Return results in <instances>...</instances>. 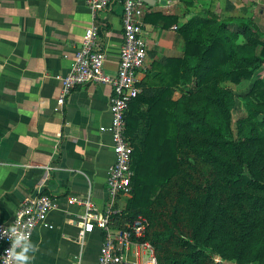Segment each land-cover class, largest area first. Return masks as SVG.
Returning a JSON list of instances; mask_svg holds the SVG:
<instances>
[{"label":"crops","instance_id":"obj_1","mask_svg":"<svg viewBox=\"0 0 264 264\" xmlns=\"http://www.w3.org/2000/svg\"><path fill=\"white\" fill-rule=\"evenodd\" d=\"M91 0H0V223H11L23 200L40 191L55 200L48 214L51 227L38 225L30 241L36 246L31 264H98L104 232L81 233L82 207L70 196L89 195L98 210L108 201L107 179L116 161L111 121L112 87L93 83L74 88L57 108L61 77L68 74L85 31L102 27L105 69L118 67L123 42L121 0L98 12ZM145 2V1H144ZM146 13L177 15L165 27L144 19L148 49L141 80L155 75L153 61L182 57L186 42L174 26L212 12L220 17L253 16L264 31V0H152ZM258 11V13H257ZM173 88L172 99L180 96ZM143 110L147 105L142 106ZM129 197L122 196L124 209Z\"/></svg>","mask_w":264,"mask_h":264},{"label":"trees","instance_id":"obj_2","mask_svg":"<svg viewBox=\"0 0 264 264\" xmlns=\"http://www.w3.org/2000/svg\"><path fill=\"white\" fill-rule=\"evenodd\" d=\"M151 18L165 27L179 19L145 14ZM177 29L186 42L184 55L153 61L158 72L140 81L126 114L133 192L115 224L147 217L146 239L159 264H208L216 255L264 264V132L241 141L226 137L232 95L221 86L252 80L264 65V31L253 16L212 12ZM174 87L181 94L175 100ZM249 94L264 103L263 78L252 80ZM261 113L253 108L251 115ZM194 160L213 168L211 180H194ZM187 183L194 190L185 195Z\"/></svg>","mask_w":264,"mask_h":264},{"label":"built area","instance_id":"obj_3","mask_svg":"<svg viewBox=\"0 0 264 264\" xmlns=\"http://www.w3.org/2000/svg\"><path fill=\"white\" fill-rule=\"evenodd\" d=\"M121 1L123 42L117 70L109 73L105 69L107 53L101 35L102 27L94 21L85 31L69 73L61 77L62 86L57 97V108L62 109L67 96L78 86L107 83L112 87L111 121L102 126V130L111 132L116 152V161L107 179L108 201L100 211L89 195L70 196L68 200L82 207V212L77 216L82 234L92 232L95 228L104 232L98 264H159L154 244L146 239L150 226L147 217L139 215L121 226H117L114 221L115 215L122 210L118 207L120 198L130 197L133 192L134 147L126 134V114L130 102L141 91L140 74L146 69L148 57L147 45L142 36L148 5L144 0ZM111 2L112 0H91L94 19ZM54 206L55 200L50 194L43 191L33 193L23 200L11 223H0V264H15L10 253L11 227L23 231L30 240L38 225L52 226L47 218Z\"/></svg>","mask_w":264,"mask_h":264},{"label":"rangeland","instance_id":"obj_4","mask_svg":"<svg viewBox=\"0 0 264 264\" xmlns=\"http://www.w3.org/2000/svg\"><path fill=\"white\" fill-rule=\"evenodd\" d=\"M257 78L264 79V65H262V67L254 73L252 80ZM252 80H245L240 84H234L229 81H224L221 85L222 88H225V90H229L232 95L231 125L229 129H225L224 131L226 137H228L229 139L241 141L251 136L255 137L257 134H261L262 132H264V113L258 114L255 117H252L251 115L253 108L264 109V103H261V101L259 103V101H256V99H254V97L249 94ZM190 165L191 166H189V168L192 171L191 174L194 177L195 181H203L204 183H206L207 180H211V177L214 176L212 173L213 168L210 165H207L205 163L203 164L201 161L196 160L191 162ZM186 185L188 191L185 193V195L192 193L194 190L192 183H187ZM176 248H178L180 251L182 250L180 247ZM209 256L211 257L210 254ZM204 258L205 257H203V259ZM212 262H215L217 264H239L235 259H221L219 255H216L215 257L212 256L208 264H211Z\"/></svg>","mask_w":264,"mask_h":264},{"label":"clouds","instance_id":"obj_5","mask_svg":"<svg viewBox=\"0 0 264 264\" xmlns=\"http://www.w3.org/2000/svg\"><path fill=\"white\" fill-rule=\"evenodd\" d=\"M12 235L10 253L15 264H31L35 258L33 253L36 252V246L29 238L19 231L16 227L10 229Z\"/></svg>","mask_w":264,"mask_h":264},{"label":"water","instance_id":"obj_6","mask_svg":"<svg viewBox=\"0 0 264 264\" xmlns=\"http://www.w3.org/2000/svg\"><path fill=\"white\" fill-rule=\"evenodd\" d=\"M145 2H151L152 0H144Z\"/></svg>","mask_w":264,"mask_h":264}]
</instances>
